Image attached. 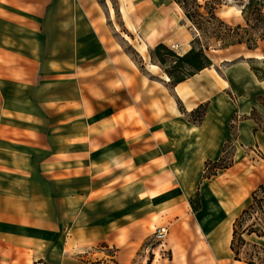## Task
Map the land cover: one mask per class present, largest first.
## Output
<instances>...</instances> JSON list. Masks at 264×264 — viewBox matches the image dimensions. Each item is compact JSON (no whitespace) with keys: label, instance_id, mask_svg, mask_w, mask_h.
I'll return each mask as SVG.
<instances>
[{"label":"crops","instance_id":"1","mask_svg":"<svg viewBox=\"0 0 264 264\" xmlns=\"http://www.w3.org/2000/svg\"><path fill=\"white\" fill-rule=\"evenodd\" d=\"M185 18L174 0H0V264H133L185 223L217 264H250L231 243L264 178L260 59L222 51L171 84L150 51H189Z\"/></svg>","mask_w":264,"mask_h":264},{"label":"rangeland","instance_id":"2","mask_svg":"<svg viewBox=\"0 0 264 264\" xmlns=\"http://www.w3.org/2000/svg\"><path fill=\"white\" fill-rule=\"evenodd\" d=\"M204 6L206 1H210L214 4L216 14L221 17L223 20L228 22L231 25L242 24L246 25L244 16H243V7L248 0H199ZM115 6V4H114ZM117 7V6H116ZM205 11V8L201 9ZM116 17V16H115ZM115 21L119 24L118 33H124L125 37L129 39L127 42V50L130 52L139 63L143 60L134 47L135 43L132 39L128 30L120 25L119 18L116 17ZM183 31H189L193 36V39L196 35V29L192 23L185 18L183 22L180 23ZM164 43V42H162ZM189 44V43H188ZM192 45V43H190ZM210 50H207L208 55L214 57L218 53L224 51L228 53L230 59H238L244 57V55L258 57L260 60H254V65H259L264 69V40H260L258 47L254 51L247 53V48L245 45H235L229 48H221V45L218 41L212 40ZM187 45V44H186ZM170 47V46H169ZM176 52L178 51V45L170 47ZM182 51V50H181ZM151 54V51H150ZM227 63V62H226ZM155 67L154 65H150ZM144 70L147 71L145 66H142ZM152 69V68H151ZM155 69V68H153ZM264 74V70H263ZM204 108L200 107L198 111L193 114L192 119L195 121L199 120L201 114L203 113ZM232 146L226 145L225 155L223 156L221 166H228L232 160ZM260 157H263L258 153ZM254 173H259V169L252 167ZM207 174L213 172V164L207 163ZM261 184H264V178ZM258 188V186H257ZM256 188V189H257ZM255 189V190H256ZM249 206L247 204L244 209ZM243 209V210H244ZM242 213V212H241ZM241 215V214H240ZM195 218V216L193 215ZM241 220V221H240ZM238 224V231L241 234L246 228H251L256 230V232L249 234L246 231L242 233V237L245 242L237 240L236 246L239 249V258L244 261L253 260L257 264H264V236H259L264 233V192L260 191L258 196V202L255 204L253 209L247 214H243ZM186 231L182 236L179 237H170V230L164 238L157 237L156 231L153 235L149 236L147 241L138 251L133 264H217L211 257L210 252L205 251L203 247V237L199 232H197V227L194 229L193 224L185 223ZM201 231V228H198ZM94 264V263H93Z\"/></svg>","mask_w":264,"mask_h":264},{"label":"trees","instance_id":"3","mask_svg":"<svg viewBox=\"0 0 264 264\" xmlns=\"http://www.w3.org/2000/svg\"><path fill=\"white\" fill-rule=\"evenodd\" d=\"M174 1L180 5L186 18L196 29V35L191 42L192 47L182 55L165 43H159L151 50L152 60L157 62L164 69L173 85L186 80L202 69L212 65V60L207 53V50L211 48L212 40L218 41L222 49L235 45H245L247 49L251 50L258 47L260 40H264V0H248L244 4L243 16L246 25L229 24L216 14V7L210 1H206L205 6L200 3L199 0ZM202 8L206 10L202 11ZM253 68L264 77V69L255 65ZM196 111H198V109ZM202 115L203 113L199 120ZM260 191L264 192V184H260L252 193L249 206L242 211L241 215L237 217L234 223L231 248L235 253L236 259L241 260V258H239V249L236 243L237 240H241L242 243L245 242L242 233L246 230L249 234L256 232L254 229L246 228L240 234L238 231V222L243 214H247L250 209H253L255 204H257ZM191 205L194 211L199 210L200 198L198 195L191 199ZM259 236L263 237L264 233ZM247 262L250 264H257L253 260Z\"/></svg>","mask_w":264,"mask_h":264},{"label":"built area","instance_id":"4","mask_svg":"<svg viewBox=\"0 0 264 264\" xmlns=\"http://www.w3.org/2000/svg\"><path fill=\"white\" fill-rule=\"evenodd\" d=\"M169 232L168 227L166 226H161L159 228H157L156 233H157V237L159 238H164Z\"/></svg>","mask_w":264,"mask_h":264}]
</instances>
